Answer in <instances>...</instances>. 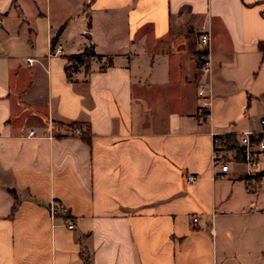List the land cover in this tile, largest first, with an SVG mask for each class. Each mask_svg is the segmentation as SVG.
Wrapping results in <instances>:
<instances>
[{
  "label": "crops",
  "instance_id": "obj_1",
  "mask_svg": "<svg viewBox=\"0 0 264 264\" xmlns=\"http://www.w3.org/2000/svg\"><path fill=\"white\" fill-rule=\"evenodd\" d=\"M262 41L264 0H0V264H264V155L213 164L261 127Z\"/></svg>",
  "mask_w": 264,
  "mask_h": 264
},
{
  "label": "built area",
  "instance_id": "obj_2",
  "mask_svg": "<svg viewBox=\"0 0 264 264\" xmlns=\"http://www.w3.org/2000/svg\"><path fill=\"white\" fill-rule=\"evenodd\" d=\"M199 43L203 48H207L210 44L211 37L209 31L202 26L198 30ZM63 53V46L57 44L53 47L51 55H60ZM202 59L204 60L203 68L207 69L209 67V56L206 52L203 53ZM28 62L32 64L34 59L29 58ZM199 97V110H198V120L203 123L209 117V112L207 111L210 104V98L208 90L206 88H200L198 90ZM260 129L251 131H241L237 134L233 133H214L213 134V164L215 167L220 169V172L226 174L230 172L231 164L236 162L238 157L237 149L227 148L224 144L225 137L228 135L236 136V141L241 147L242 163L247 168L248 177L246 178V183L250 185L251 180L254 179L255 173L259 170L261 166V159L264 155V116L260 119ZM198 179L197 175H190L188 177V182H193ZM49 210L53 218H56L58 214L65 213L67 211L66 206L60 200H53L49 204ZM193 222H198V217L193 218ZM68 229H74L76 224L74 220L69 219L67 221Z\"/></svg>",
  "mask_w": 264,
  "mask_h": 264
},
{
  "label": "trees",
  "instance_id": "obj_3",
  "mask_svg": "<svg viewBox=\"0 0 264 264\" xmlns=\"http://www.w3.org/2000/svg\"><path fill=\"white\" fill-rule=\"evenodd\" d=\"M54 41L55 40H53V43H54ZM259 49L264 52V41L259 43ZM94 55H95V52L93 51V49H86L80 54H75V55L69 56V59L74 60L76 63L84 65L86 67V69L88 70L89 64H90V59ZM202 55H203V53L199 52L196 54V57H195L197 65L199 67H202L204 64V60L202 59ZM84 126H86V125H84L82 123H77V122L71 123L70 125L67 126L66 132H68V131L73 132L74 130L77 129V130H79L80 135L87 142H90V135H91L90 130L88 127L83 129ZM224 144L226 145L227 148H232V147L236 148L237 152H238V156L241 155V147L238 145V143L236 141V136H233V135L226 136L225 140H224ZM262 176H264V171L256 175V177H262ZM15 210H16V206L14 207L13 212ZM85 262H86V264H90L89 259H85Z\"/></svg>",
  "mask_w": 264,
  "mask_h": 264
}]
</instances>
